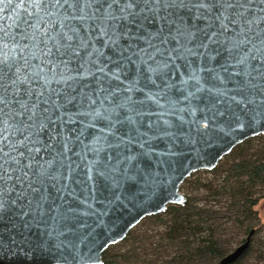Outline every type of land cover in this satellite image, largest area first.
Returning a JSON list of instances; mask_svg holds the SVG:
<instances>
[{
    "label": "water",
    "instance_id": "1",
    "mask_svg": "<svg viewBox=\"0 0 264 264\" xmlns=\"http://www.w3.org/2000/svg\"><path fill=\"white\" fill-rule=\"evenodd\" d=\"M109 3L0 0V264H102L264 135V0Z\"/></svg>",
    "mask_w": 264,
    "mask_h": 264
},
{
    "label": "trees",
    "instance_id": "2",
    "mask_svg": "<svg viewBox=\"0 0 264 264\" xmlns=\"http://www.w3.org/2000/svg\"><path fill=\"white\" fill-rule=\"evenodd\" d=\"M256 138L262 139L260 147L249 151V141ZM204 172L212 178L205 180ZM180 189L186 196L182 205L142 219L122 241L104 250L102 264H220L233 240L241 243L251 232L245 255L230 264L262 262L257 235L264 222L255 206L264 194V135L235 146L212 170L191 173ZM142 223L155 230L139 233Z\"/></svg>",
    "mask_w": 264,
    "mask_h": 264
},
{
    "label": "snow or ice",
    "instance_id": "3",
    "mask_svg": "<svg viewBox=\"0 0 264 264\" xmlns=\"http://www.w3.org/2000/svg\"><path fill=\"white\" fill-rule=\"evenodd\" d=\"M78 2H80V0H32V3L35 4V13H31L30 12L29 16H32V15L40 16L41 11L43 10L41 8V5H47V4L54 5L55 7L60 8V9H63V7L65 5H67L72 10V13L74 15V13L76 11L75 5ZM83 2L90 4V3H95V0H83ZM104 2L105 3H109V0H104ZM18 3L23 4L24 0H18ZM109 7H111L110 3H109ZM129 7H131V5H129ZM0 11H2V9H0ZM84 11H85L84 8L81 7L80 8V13H81L80 19H86L87 18V16L84 15ZM45 14L46 15H53V14H56V13L48 11ZM93 15L95 16V13H93ZM97 18H99V17H97ZM41 19H43V17H41ZM24 23L26 25L30 26V27L38 28L39 21L34 23L31 20H26V21H24ZM61 27H63V25H61ZM69 39H71V38L69 37Z\"/></svg>",
    "mask_w": 264,
    "mask_h": 264
},
{
    "label": "rangeland",
    "instance_id": "4",
    "mask_svg": "<svg viewBox=\"0 0 264 264\" xmlns=\"http://www.w3.org/2000/svg\"><path fill=\"white\" fill-rule=\"evenodd\" d=\"M253 138V137H252ZM260 141H262V139H260V138H256V139H251L250 141H249V145L252 147L249 151H252V149H255V148H257V147H260V144H261V142ZM240 145V144H239ZM228 158L230 159L231 158V155H229L228 156ZM202 177L203 178H205V180H209L210 178H212V174H210V173H207V172H204L203 174H202ZM180 191H181V189H180ZM200 191H202V190H200ZM182 192V191H181ZM182 193H184V192H182ZM261 195H262V197H261V199L258 201V203H257V205L255 206V209L257 210V212H258V215H259V218H260V220L261 221H263L264 222V194H263V192H261ZM155 230V228L153 227V226H149V225H146V224H141L140 226H138V232L139 233H145V232H150V231H154ZM260 239H261V244H262V250H261V253H262V257H264V247H263V244H264V231L263 232H261V233H259L258 235H257ZM240 240V239H239ZM237 241V240H233V242H232V245H231V248L232 249H234L236 246H238L239 244H240V241ZM255 248L256 247H254L253 248V251L255 250ZM231 249V250H232ZM250 255V257H249V260L250 261H252L253 260V255L250 253L249 254ZM252 255V256H251ZM254 261V260H253ZM253 264H256V262H253ZM259 264H264V258L262 259V262L261 263H259Z\"/></svg>",
    "mask_w": 264,
    "mask_h": 264
},
{
    "label": "flooded vegetation",
    "instance_id": "5",
    "mask_svg": "<svg viewBox=\"0 0 264 264\" xmlns=\"http://www.w3.org/2000/svg\"><path fill=\"white\" fill-rule=\"evenodd\" d=\"M252 234H253V232L249 233L243 242H245L247 239H249V244H250ZM243 242H241V243H243ZM241 243H240V244H241ZM240 244H239V245H240ZM236 247H237V246H236ZM232 250H233V249H232ZM232 250H231V251H232ZM231 251H229L228 253H230ZM228 253H227V254H228ZM227 254H226V255H227ZM223 257H224V256H223ZM223 257H222V258H223ZM222 258H221V259H222Z\"/></svg>",
    "mask_w": 264,
    "mask_h": 264
}]
</instances>
